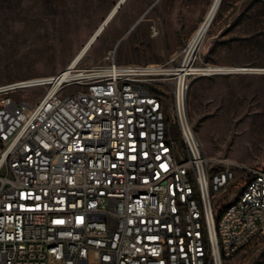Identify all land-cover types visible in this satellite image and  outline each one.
I'll use <instances>...</instances> for the list:
<instances>
[{
	"label": "built area",
	"instance_id": "1",
	"mask_svg": "<svg viewBox=\"0 0 264 264\" xmlns=\"http://www.w3.org/2000/svg\"><path fill=\"white\" fill-rule=\"evenodd\" d=\"M107 59L0 87V264H227L264 234V172L217 207L240 166L215 171L189 124L196 68Z\"/></svg>",
	"mask_w": 264,
	"mask_h": 264
},
{
	"label": "rangeland",
	"instance_id": "2",
	"mask_svg": "<svg viewBox=\"0 0 264 264\" xmlns=\"http://www.w3.org/2000/svg\"><path fill=\"white\" fill-rule=\"evenodd\" d=\"M119 0H0V87L59 74ZM213 0H126L89 54L85 69L108 62L179 67L188 42ZM244 67L253 71L188 79L189 124L203 153L219 170L240 166L219 206L236 200L251 171L264 172V0H222L195 56V68ZM260 70V72H257ZM173 109V85L157 87ZM44 89L5 95L35 105ZM183 148L179 129L172 127ZM227 264H264V234Z\"/></svg>",
	"mask_w": 264,
	"mask_h": 264
},
{
	"label": "bare ground",
	"instance_id": "3",
	"mask_svg": "<svg viewBox=\"0 0 264 264\" xmlns=\"http://www.w3.org/2000/svg\"><path fill=\"white\" fill-rule=\"evenodd\" d=\"M124 0H119L118 3L114 6V8L110 11L106 19L102 22V24L98 27V29L91 35V37L86 41L84 46L80 49V51L73 57V59L69 62V64L60 72V74L64 75L63 77H67L69 75H74L73 72L79 69V65L85 59V57L89 54L95 43L98 41L106 27L112 21L114 16L117 14L118 6ZM126 1V0H125ZM124 1V2H125ZM222 0H213L210 8L208 9L206 15L204 16L203 20L191 36L186 50L184 51V59L181 66V81L185 79V75L190 69L194 66L195 63V56L202 44V41L206 37L218 11L221 6ZM214 70L219 72H226V73H237V72H249L250 70L253 71L255 69L244 68V67H221V66H212ZM199 71L201 69H195ZM186 72V73H185ZM257 72H260L258 70ZM264 72V70H262ZM218 73V74H219Z\"/></svg>",
	"mask_w": 264,
	"mask_h": 264
},
{
	"label": "water",
	"instance_id": "4",
	"mask_svg": "<svg viewBox=\"0 0 264 264\" xmlns=\"http://www.w3.org/2000/svg\"><path fill=\"white\" fill-rule=\"evenodd\" d=\"M124 1H125V0H124ZM124 1H123L122 3L119 4L117 10H119V9L121 8L122 4H124Z\"/></svg>",
	"mask_w": 264,
	"mask_h": 264
}]
</instances>
